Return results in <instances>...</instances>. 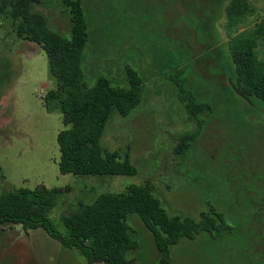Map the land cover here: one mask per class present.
<instances>
[{"label": "rangeland", "instance_id": "rangeland-1", "mask_svg": "<svg viewBox=\"0 0 264 264\" xmlns=\"http://www.w3.org/2000/svg\"><path fill=\"white\" fill-rule=\"evenodd\" d=\"M64 1L43 0L35 11L69 39L72 23ZM81 1L89 33L88 86L104 76L129 88L127 67L143 81L141 103L128 117L114 116L102 138L103 148L130 158L137 174L60 172L58 137L64 124L62 113L46 105L57 88L49 57L41 45L19 38L10 18L0 16V196L13 188L61 190L45 219L67 237L63 217L80 204L110 193L117 197L115 210L122 211L126 189L149 182L170 215L200 220L206 212L227 225L219 234L182 239L168 264H256L253 233L264 240V107L248 106L237 93L222 95L217 81L221 70L232 68L226 14L232 0ZM249 1L254 14L240 31L264 19V0ZM179 85L211 110L190 118ZM186 134L193 135L191 147L178 155ZM127 222L135 242L128 259L158 264L152 233L137 215H128ZM0 264L101 263H90L42 228L7 223L0 225Z\"/></svg>", "mask_w": 264, "mask_h": 264}, {"label": "trees", "instance_id": "trees-1", "mask_svg": "<svg viewBox=\"0 0 264 264\" xmlns=\"http://www.w3.org/2000/svg\"><path fill=\"white\" fill-rule=\"evenodd\" d=\"M42 3L43 0H0V16L10 18L17 36L41 45L49 57L50 71L57 81V88L47 95L46 105L50 111L62 113L64 124L58 137L60 172L63 175L96 177L136 175L137 168L130 158L105 150L102 138L114 116L128 117L141 103L143 81L136 71L127 67L129 88L113 84L104 76L99 77L95 85L88 86L84 52L89 33L82 1H64L72 23L69 39L51 29L47 17L35 11V6ZM226 14L227 28L232 34L229 35L232 68L221 70L223 78L217 80L219 89L227 97L236 94L229 82L231 79L253 103H248V106L264 107V19L240 31L254 14L249 0H232L226 7ZM234 28L238 30L235 33ZM218 65L217 60V68ZM179 93L193 120H198L206 109L211 110L209 104L198 101L196 95L180 85ZM192 141V134L183 135L175 153L185 154ZM60 192L45 186L33 191L13 188L4 192L0 196V225H22L25 230L42 228L63 246L80 251L90 263L101 264H135L128 259V253L135 248L132 229L127 222L130 214L137 215L152 233L160 255L158 264L170 262L172 248L182 239L193 240L203 232L219 234L227 227L219 215L211 213H202L200 220L170 215L153 185L146 182L126 189L122 211L115 210L117 197L110 193L99 195L91 204H80L75 212L63 217L68 231L67 237H63L51 221L45 219L57 204ZM228 229L232 228L229 226ZM253 235L259 248L257 250L255 246L252 250L255 262L264 264V248H260L264 240H260L256 232ZM89 241H92L91 245Z\"/></svg>", "mask_w": 264, "mask_h": 264}, {"label": "water", "instance_id": "water-1", "mask_svg": "<svg viewBox=\"0 0 264 264\" xmlns=\"http://www.w3.org/2000/svg\"><path fill=\"white\" fill-rule=\"evenodd\" d=\"M229 82L231 83L234 91L241 97L243 98L245 101H247L248 103H250L251 105H253V103L242 93L238 90V88L235 86V84L232 82L231 79H229Z\"/></svg>", "mask_w": 264, "mask_h": 264}]
</instances>
